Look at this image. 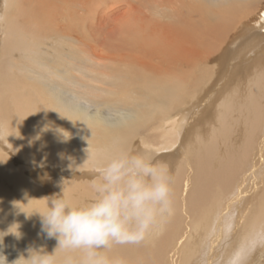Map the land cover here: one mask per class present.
Returning a JSON list of instances; mask_svg holds the SVG:
<instances>
[{
	"label": "bare ground",
	"instance_id": "obj_1",
	"mask_svg": "<svg viewBox=\"0 0 264 264\" xmlns=\"http://www.w3.org/2000/svg\"><path fill=\"white\" fill-rule=\"evenodd\" d=\"M121 150L166 166L174 211L111 255L264 264V0H0L7 264L57 246L38 236L40 182L83 205Z\"/></svg>",
	"mask_w": 264,
	"mask_h": 264
},
{
	"label": "clouds",
	"instance_id": "obj_2",
	"mask_svg": "<svg viewBox=\"0 0 264 264\" xmlns=\"http://www.w3.org/2000/svg\"><path fill=\"white\" fill-rule=\"evenodd\" d=\"M90 159L88 154L87 160ZM86 160V161H87ZM93 198L83 205L59 193L46 201L38 236L57 246L29 247L13 264H127L111 255L116 246L139 245L158 234L174 211V178L154 156L118 151L95 166ZM0 264H7L0 254Z\"/></svg>",
	"mask_w": 264,
	"mask_h": 264
},
{
	"label": "rangeland",
	"instance_id": "obj_3",
	"mask_svg": "<svg viewBox=\"0 0 264 264\" xmlns=\"http://www.w3.org/2000/svg\"><path fill=\"white\" fill-rule=\"evenodd\" d=\"M60 177V176H59ZM58 177V178H59ZM40 179H41V181L43 182L44 181V183H46L45 182V179L42 177H40ZM40 186L42 187L41 189H43V193L46 195V197L47 196H50V195H52L53 193H54V191H53V189L54 190H58L57 189V186H54V185H52V187L50 186V185H47V183H46V185H43V183H41L40 182ZM53 192V193H52ZM74 195H75V192L74 191H72V192H70V194H69V197L70 198H72V197H74ZM78 196V194H76V197ZM46 202V201H45ZM76 202V199H75V201H74V203ZM77 204H79V205H81V203H77ZM5 250H9V249H7V247L5 248Z\"/></svg>",
	"mask_w": 264,
	"mask_h": 264
}]
</instances>
